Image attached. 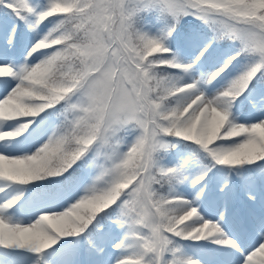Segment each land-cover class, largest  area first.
<instances>
[{"label": "snow or ice", "instance_id": "snow-or-ice-1", "mask_svg": "<svg viewBox=\"0 0 264 264\" xmlns=\"http://www.w3.org/2000/svg\"><path fill=\"white\" fill-rule=\"evenodd\" d=\"M0 264H264V0H0Z\"/></svg>", "mask_w": 264, "mask_h": 264}]
</instances>
